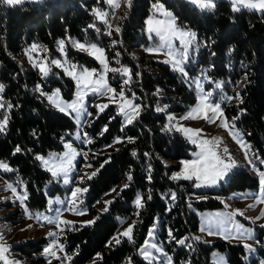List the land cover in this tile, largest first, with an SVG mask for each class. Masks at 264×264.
I'll list each match as a JSON object with an SVG mask.
<instances>
[{"label": "trees", "instance_id": "16d2710c", "mask_svg": "<svg viewBox=\"0 0 264 264\" xmlns=\"http://www.w3.org/2000/svg\"><path fill=\"white\" fill-rule=\"evenodd\" d=\"M155 1L132 0L128 14L118 22L120 31L111 29L113 34L109 37L103 34L105 26L95 21L92 13L95 5H104L103 0H46L17 6L0 4V84L4 86L0 103L5 105L0 109V118L8 117L5 131L0 132V159L12 167L8 177L18 176L25 182L29 209L45 208L50 197L64 191L59 183L52 181L50 172L42 167L37 156L61 149L75 128V122L70 115L51 107L38 95L36 88L40 84L51 89L57 84L65 96L70 97L73 80L56 67L53 71L60 77L43 78L36 68L28 66L21 58L24 48L32 42H40L52 49L60 38L94 40L104 46L109 59L115 52H120V61L130 66L132 77L127 92L135 94L134 102L141 109L139 117L126 124L116 106L109 104L86 127L94 137L90 146L95 150L90 152L94 155L92 162L98 163L99 169L95 176L86 180L88 200L96 201L113 188L116 191L110 200L112 203L107 205L108 211L98 212L96 217L99 218L94 224L81 226L76 223L74 227L78 230L66 229L62 242L66 251L72 254L71 262L153 264L145 260L138 249L155 225L156 237L172 253L174 264H215L211 260L213 248H228L229 261L244 264L241 244L217 238L209 245L202 238L195 239L199 237L198 215L191 209V204L197 209L220 207V196L252 186L257 183L256 178L249 171L236 168L225 183L200 192L208 197L193 201L192 181L172 179L181 160L191 156L193 146L180 131L169 127L167 114L184 110L194 102L195 96L191 87L168 64L130 54L134 46L145 40L143 25ZM160 1L172 11L178 24L193 30L203 43L199 62L212 64V76L226 79L227 88L242 83L243 103L226 105L225 112L238 117L237 126L264 154V12L249 9L234 12L227 0H217L215 7L208 10H199L185 0ZM108 38H115L116 43L111 44ZM66 48L67 55L78 64L97 65L95 59L70 45ZM8 104L12 105L11 109ZM158 107L164 110L157 111ZM105 127L107 131H103ZM117 137L122 142L114 143ZM128 138H132L131 142ZM17 146L20 152L15 151ZM106 160L108 162L104 163ZM129 174L131 181L127 178ZM171 193L176 194L175 200L171 199ZM137 194L143 197V208L138 209L134 203ZM149 195L151 199H148ZM117 216L130 219L132 224L135 222L132 241L123 236L119 237V244L113 240L119 226ZM179 240L184 243H177ZM45 241L44 237L26 240L17 248L28 258H33L32 252L39 251ZM42 261L38 256L30 264Z\"/></svg>", "mask_w": 264, "mask_h": 264}, {"label": "rangeland", "instance_id": "374dc122", "mask_svg": "<svg viewBox=\"0 0 264 264\" xmlns=\"http://www.w3.org/2000/svg\"><path fill=\"white\" fill-rule=\"evenodd\" d=\"M46 0H41V2H31L35 4L42 3ZM189 4H192L190 0H185ZM217 0H214V3ZM230 3V0H227ZM157 1L153 2L151 5V9L149 14L145 18V22L143 25V33H144V41L140 42L138 45L134 46L130 54L135 57H149L153 58L156 61L162 62L168 57L165 55V51H162L159 54H154L145 51L147 48H154L159 43V37H156L154 34L151 38H149V34L147 32V24L146 21L151 17L154 20L155 19H164V17L161 15V13L157 12L153 5ZM104 5H95L93 9H99L102 12H106L107 15V21L108 23L105 24L101 20L97 19L95 16L93 9L92 13L94 15L95 21H99L103 26H105V29L103 31L104 35H107V37L111 36L113 32H111V35H108V24H110L112 27L111 29H116L118 26V22L120 19L125 15V13L128 14V7L124 3V0H119L120 7L119 8H113L111 7L106 0H103ZM159 3L163 5V8L167 10L168 12L172 11L165 7L163 2L159 0ZM193 5V4H192ZM199 10H208V9H201L197 5H195ZM231 6V3H230ZM232 9V6H231ZM250 10V9H249ZM259 13H262L260 11H257ZM172 16L175 17L172 13ZM175 24L177 28H180L182 30H191L185 26H182L177 23L175 19ZM98 29V28H97ZM194 32L193 30H191ZM100 35V34H99ZM108 38L109 42L113 44V41H116L115 38ZM60 40H64L65 46H64V52L60 51V47L58 42ZM84 43V44H96L100 48H104V46L100 45V43L94 41V40H88V39H78L76 37H66V38H60L58 39L53 48L55 51H53L50 47L45 46L41 44L40 42H32L23 50V56L22 60L26 62L28 66H33L34 63H38L44 60V58H47L48 65L51 68V71L47 76H44L40 71L38 67L33 66L36 68L41 76L43 78L47 77H60L57 71H53V67H56L64 72V67H67L70 64H75L77 66V71L79 72L83 68H87L89 70L96 69L97 72H100L102 70V66L99 64V62L91 55H88L87 53L80 51L77 47H74V43ZM39 45L40 47L35 51H30L32 48V45ZM70 45L74 50L82 52L89 57L95 59L97 61V65H87L85 63L78 64L71 56L67 55V48L66 45ZM203 45L201 41L195 38L194 44L189 47L188 49V59L184 62V67L187 75H182L178 71L177 72L180 79L184 81L194 92L195 100L193 103H191L187 108H185L182 111L178 112H168L167 114V124L170 128L176 129L179 126H184L187 128L192 129H202L203 132L200 134L199 139H206V138H212V137H222L223 141L220 145V148L227 147L229 149V152L231 154V157L234 158L238 162V167L236 168H242L244 170H247L251 173L253 177L256 178L257 183L252 186H246L243 189H236L231 190L228 193L222 195L219 197L220 201L222 202V206L217 208H204V209H197L193 204H191V209L194 210L198 215V225H199V233L198 236L203 239V241L206 244H212L217 238H222L232 244H241L244 248V254H242L241 259L244 262V264H253L254 261L256 264H264V227H261V225H264V216H261V213L264 212V203H261V200H264V195L260 193V180L259 176L257 174L256 169H254L251 165L248 164L247 160L244 157V151L245 149H242L235 140L231 138L229 135L228 130L220 127V120L217 119L213 123H208L205 119L199 118V119H181L182 117L186 116L188 112L197 104L198 102V96L200 95V89H202L204 92L211 91L213 93V101L214 102H220L222 104V108L224 111L225 116L228 118L229 121L232 120L234 116H229L225 112V106L229 104L238 103V101L235 99L236 94H240V90L242 87V83H237L231 86V88L226 87L227 80L224 78H214L211 74L212 70V64L210 62L201 63L199 62V50L200 47ZM173 48L176 51L177 57L179 58L182 48L179 43V41H174ZM44 49H47L45 52ZM116 51V50H115ZM106 56L107 52L105 50ZM116 54L112 56L111 59L108 58L109 66L112 68H119V67H126L130 69V66L124 62L120 61V52H115ZM119 53V55H117ZM29 56L32 57V60L30 61ZM51 60H60L64 67H57L55 65H51ZM118 61V63H117ZM163 63V62H162ZM170 69L173 71L172 66L168 64ZM131 70V69H130ZM65 74V72H64ZM67 77L71 78L73 80V91L72 95L70 97L65 96L63 90L59 85L53 86L51 89H47L43 87L42 85H37V93L40 97H44L46 102L53 107L54 109L59 110L58 108L54 107L53 104L48 100V96L55 93L57 90H59V96L57 99L63 101V102H71L76 98V93L78 91L77 88V82L76 80L65 74ZM107 81L108 84L116 89L117 95L115 97L116 102L110 103L108 96H102L99 94H92L90 91H87L86 89H80L82 92H85L84 96V106L86 109V113H91V115L84 114L80 120L79 123L76 119V114L72 113L71 115L68 114V112H64L72 117V119L75 122V128L70 133L69 138L63 142V147L59 150H49L45 154H40L38 156H43L44 158L48 159L51 156H62L68 149L65 147L66 144L71 143L72 148L76 150L78 155H76L75 159L73 160V170L69 173V180L70 182L68 184L63 183V178H52L53 182L59 183L63 188L64 191L61 193H57L56 195L50 197L49 200H53L54 202L57 200H63L65 201L64 204L59 203H53L49 204L47 201V205L45 208H38V209H29L27 206V209L29 212L35 214V213H42L47 216H55L54 209L60 208L61 209V216L64 219H67L69 221H74L76 223L82 224L84 221H92L94 218H96L98 212H100L102 209L105 208V201H110L114 195V192L111 190L107 191L101 198L97 199L96 201H90L88 200V191L81 195L79 197V200L82 201V205L77 203V211H84L86 209V214L84 215H77L74 211L71 210H65L70 208V205L67 204V201L71 199V192L76 187L81 188H87L88 185L86 183L87 177L86 174H91L92 172H95L98 168V163H93L92 159L94 158V155L90 151H94L95 149H91L90 144L93 142L94 137L87 131L86 127L91 124V122L97 117V115L101 112H99L97 105H103V104H114L117 108V112L119 113L118 105L120 103V99L118 96V93L121 89L123 80L127 79V76H121L114 72H108L107 73ZM131 82V81H130ZM197 83L200 85V89L197 88ZM128 83L127 85H123L125 95L131 99L132 95L128 94ZM220 84L221 87L217 88L216 85ZM46 85H49V82H46ZM67 85L65 84V87ZM43 93V94H42ZM109 96L112 94L109 93ZM226 97H232V99L228 100L226 103L224 102V99ZM241 98V95H240ZM135 103V102H134ZM136 104V103H135ZM169 117H172L173 119L170 121ZM0 120H3L0 118ZM236 129L239 130L243 136L242 139L246 144L251 145L252 152L249 154V159H255V156H259L261 159H264V154L256 147L254 146L251 141L246 137L245 133L242 131L241 128H239L235 122ZM183 136L187 139V141L193 146L191 149V156L187 158H183L181 160V165L179 169H177L174 173L181 172L183 168L182 161L184 160H192L195 157L193 156V153L198 151L196 145L192 144L189 139L185 136V134L180 131ZM77 133L80 135V139H77ZM84 133H87V139L90 140V143L85 142ZM189 135H192L189 133ZM87 154V155H85ZM81 157L83 158L82 160ZM0 161L6 163L9 168L12 171V167L6 162L0 159ZM40 161V160H39ZM42 167L43 166L42 161H40ZM256 168L260 171H264V164H260L259 160L255 161ZM87 165H90V167H87ZM232 169L231 172L234 170ZM11 171H4L3 169H0V235L3 236V240L0 241V243H5L6 245L11 246L9 248L8 253L6 255L8 258L12 261H19V264H30L31 260H36L38 256L42 257L43 261L39 264H48V260L52 261V264H61V261H63V264H73L71 261H67L64 259L65 254L72 256L71 253L67 252L64 246V252H57V255L61 257V260H56L55 258L51 256H44L43 255V249L48 246L49 243L52 242L53 238L48 236L49 232H57L60 233V229L56 227L55 224H47L43 223L42 220H37L35 218H29L28 214L25 212L24 208L21 207L20 202L16 199V196L11 192V190L6 189L7 184H12L13 187L17 188V193L20 195H23L25 192L27 193L26 184L25 182L19 178L18 176H15L14 178L8 177V173ZM229 173V175L231 174ZM51 174V173H50ZM228 175V176H229ZM228 176L221 182H219L217 185L207 188H196L195 187V179L192 181V188L194 192L191 194V201L195 199H200L204 197H208V194H202L200 192L204 190H211L216 188L222 183H225L228 179ZM84 178L83 180L81 178ZM114 189V188H113ZM99 201V203H98ZM26 203V201H25ZM27 205V204H26ZM227 205V206H226ZM249 205H252V207H249ZM51 209V210H50ZM240 210L244 213L243 216L237 214L235 217H232V221L229 222L228 219L224 218V223L219 224L218 220L223 218H218L215 214L222 213L225 214V217L227 214L234 212L235 210ZM260 216L261 218L259 220H254V218ZM116 219L119 221V226L115 232L114 237H117L118 234L123 233L125 229L129 227V225H132L131 220L128 218H124L121 216H117ZM31 225V227H29ZM237 225H241L242 228L240 229L241 232H244L245 230L250 229L252 231V239H245L242 237L241 239H236L235 237L239 235L237 232ZM155 226V225H154ZM152 226L150 230H153ZM65 227V226H61ZM204 227L205 231H201V228ZM66 227L64 232L60 233L59 235V242L64 245L62 242V237L65 235ZM149 230V231H150ZM208 230H211L213 233H223V234H213L209 235ZM261 230H263L261 232ZM149 233V232H148ZM229 236V239H225V236ZM247 233L245 232V236ZM45 238L46 241L43 243L42 248L39 251H33L32 257L28 258V256L25 253H22L18 248L17 245H19L21 242L26 240H34L39 238ZM148 240L149 243H155L158 245L159 248L162 249V253L158 252L156 249H149V251L152 253L153 257H156V259L151 260L153 264H168L167 257H171V264H174L172 259V253L168 252L164 244L157 239L156 237V226L154 227V234L152 238H149L148 234L143 242V244L140 245L138 252L140 254V249L144 247L145 241ZM259 241V243H257ZM244 243L251 244L253 246L254 251H249L244 247ZM229 249H218L213 248L211 251V260L215 264H235L229 261L228 255H229ZM141 255V254H140ZM142 256V255H141ZM143 257V256H142ZM144 258V257H143ZM148 261V260H147ZM2 264V262H0ZM35 264V262H33Z\"/></svg>", "mask_w": 264, "mask_h": 264}, {"label": "snow or ice", "instance_id": "6c2138e0", "mask_svg": "<svg viewBox=\"0 0 264 264\" xmlns=\"http://www.w3.org/2000/svg\"><path fill=\"white\" fill-rule=\"evenodd\" d=\"M25 2H41V0H0V4L8 5V6H17L22 5ZM106 2L113 8H119L121 5L119 3V0H106ZM190 2L193 5H197L201 9H212L215 7L214 0H190ZM124 3L127 5V7L130 9L132 7V0H124ZM232 10L235 11H241L242 9H250L254 11H260L264 12V0H230ZM153 8L161 13V15L164 17V19H153L149 18L146 21L147 24V32L149 34V38L152 37L154 34L156 37H159L160 43L154 47V48H147L145 51L159 54L162 51H165V55L168 57L164 61H162L165 64H170L172 66L173 71H178L182 75H187L184 67V62L188 59V49L191 47L196 38V33L192 32L191 30H182L180 28H177L175 24V17L172 16L171 12H168L163 8V5L159 3V0L153 5ZM93 12L97 19L101 20L105 24L108 23L107 21V13L102 12L99 9H93ZM127 15V13H125ZM89 27H95V25H90ZM111 25L108 24V35H111ZM99 31V30H98ZM116 32L120 31V28L117 26L115 29ZM179 41L182 51L179 56L177 57L176 51L173 48L174 41ZM116 41H113V44H115ZM60 51L64 52V46L65 42L64 40H60L58 42ZM40 46L39 45H32V48L30 51L35 52ZM74 47H77L80 51H83L87 53L88 55L93 56L99 64L102 66V70L100 72H97L96 69H87L83 68L79 72L77 71V66L75 64H70L67 67H64V64L60 60H51V65H55L57 67H64L65 74L73 77L77 82V88L78 91L76 93V98L71 102H63L57 97L59 96V90H57L52 95H49L47 98L48 100L53 104L54 107L58 108L61 112H68V114L75 113L77 122L79 123L80 118L84 115H91V113H86V109L84 106V96L85 92H82L80 89H86L87 91H90L92 94H99L102 96H108L110 103H115V97L117 95L116 89L111 87L108 84L107 81V73L108 72H114L121 76H127L128 78L123 80L121 89L118 93L120 103L118 105L119 114H122L125 117V123L131 124L134 120H136L140 115V109L141 106L139 104H135L134 101L136 99L135 94H132V98L129 99L125 95L124 87L123 85H127L131 81L132 73L129 68L126 67H119V68H112L109 66L108 59L105 53V50L103 48H100L96 44H84L75 42ZM46 52L47 49H44ZM119 55V53H117ZM30 61L32 60V57L29 56ZM118 63V61H117ZM35 67L39 68V71L44 75L47 76L49 72L51 71L50 66L48 65L47 58L45 57L43 61L34 63ZM217 88L221 87L220 84L216 85ZM197 88L200 89L199 83H197ZM4 86L0 84V92H3ZM159 91V90H158ZM111 93L112 95L109 96L108 94ZM43 94V93H42ZM213 93L211 91L204 92L202 89H200V95L198 96V102L197 104L188 112V114L181 119H199L203 118L208 123H213L217 119L220 120V127L228 130L229 135L233 140L236 141V143L242 148L245 149L244 151V157L247 160L248 164L251 165L254 169H256L257 174L259 176L260 180V193L264 195V171H260L256 168V160H259L260 164H264V159H261L259 156H255V159H249V154L252 152L251 145L246 144L244 140L242 139L243 134L236 129L235 121L238 119V117H233L231 121L228 120V118L225 116L222 104L220 102H214L213 101ZM232 99V97H226L224 99V102L226 103L228 100ZM235 99L238 101V103L242 104L243 100L240 98V94L237 93ZM109 105L103 104V105H97L99 112H103L104 109H106ZM5 105L3 103H0V109L4 108ZM7 107L11 109L12 105L8 104ZM167 106L165 105L164 108ZM164 108H157V111H163ZM244 110L241 109V112ZM173 118L169 117V120L171 121ZM8 124V117L4 116L3 120H0V132H4ZM171 130V129H168ZM177 131H182L185 136L189 139V141L196 145L199 149L198 151L193 153V156L195 157L192 160H184L182 161L183 168L181 172L174 173L172 176V179L179 180H193L195 179V187L196 188H207L217 185L219 182L223 181L231 172L232 169L235 167H238V162L231 157V154L229 152V149L227 147L220 148V145L222 144L223 138L222 137H212V138H206V139H199L200 134L203 132L202 129H192L187 128L184 126H179L176 128ZM103 131H107V128ZM103 131L101 132V135H103ZM191 133L192 135H189ZM85 142L90 143L91 141L87 139V133H84ZM77 139H80L79 133H77ZM129 142H131L132 138H128ZM122 142L119 137H117L114 141V143H120ZM65 147L68 149L62 156H51L50 158L46 159L43 156H37V159L42 161L43 166L47 171L51 173V176L53 178L59 179L63 178V183L68 184L70 182L69 180V173L73 170V160L75 159L76 155L78 153L75 149L72 148L71 143H68L65 145ZM111 147V145H109ZM16 152H20L21 149L19 146H17ZM87 155V154H85ZM135 155V153H133ZM145 155H148L147 153ZM106 160L104 163H107ZM87 167H90V165H87ZM103 167V164L101 165ZM0 169H3L4 171H11L9 166L0 161ZM99 171L97 169L95 172H92L91 174H86L87 179H91L92 176H95L96 173ZM128 180L131 181L132 176L131 174L128 175ZM84 179L83 177L81 178ZM149 180H151V176L148 177ZM125 188L128 187L127 184L124 185ZM6 189L11 190V192L16 196V199L20 202L21 207L24 208L25 212L28 214L29 218H35L37 220H42L41 226H43V223L47 224H55L58 229H60V233L64 232L65 227L72 230H78L74 226L76 222L69 221L67 219L62 218L61 216V209L56 208L55 216H47L42 213H31L27 209V205L25 203L27 199V193L25 192L23 195H20L17 193V188L13 187L12 184H7ZM88 191L87 188H81L76 187L71 192V199L67 201V204L70 205V208L65 210H71L74 211L77 215H84L86 214V209L84 211H77V203L82 205V201L79 200V197L86 193ZM113 192L116 191V189H112ZM176 194L171 193V199L175 200ZM206 198V197H204ZM148 199H151V195L148 196ZM261 203H264V200L260 201ZM48 203L51 205L53 203H59L64 204L65 201L63 200H49ZM99 203V201H98ZM105 208L102 209V212L108 211L107 205L112 203V201H105ZM137 208H143L144 202L143 197L140 194H137L136 199L134 201ZM227 206V205H226ZM249 207H252V205H249ZM51 210V209H50ZM237 214L243 216L244 213L240 210H235L232 213H229L226 215L222 213L215 214L218 218H221L218 220L219 224L224 223V218L228 219L229 222L232 221V217H235ZM137 215H139V212H137ZM261 216H264V212L261 213ZM99 217L94 218L92 221H84L82 222L81 226L84 225H91L95 223V220ZM261 217L258 216L254 218V220H259ZM65 227H61V226ZM31 227V225H29ZM135 227V222H133L132 225H129L127 229L123 233L118 234L117 237H113V240L116 244L120 243V236L127 237L129 241L133 240V228ZM155 227V226H154ZM154 227L153 230H150L148 233L149 238L153 237L154 234ZM261 227H264V225H261ZM242 228L241 225H237V232L239 235H237L236 239H241L244 237L245 239H252V231L250 229L245 230L244 232H241L240 229ZM201 231H205V228L202 227ZM245 232L247 235L245 236ZM60 233L57 232H49L48 236L52 237L53 240L51 243L48 244L43 249V255L44 256H51L55 258L56 260H61V257L57 255V252H64V245L59 242V235ZM209 235L213 234H223V233H213L211 230H208ZM171 230H169V236H171ZM225 239H229V236H225ZM174 239V237H173ZM195 239L199 240L200 237H195ZM3 240V236L0 235V241ZM112 241H109V244H111ZM179 244H183L184 240L177 241ZM259 243V241H257ZM11 246L6 245L5 243H0V262L2 264H19V261H12L8 258L6 253H8L9 248ZM244 247L248 249L249 251H254L253 246L248 243H244ZM149 249H156L158 252L162 253V249L158 247L155 243H149L148 240L145 241L144 247L140 249V254L144 257L145 260L151 261L153 259H156V257H153L152 253L149 251ZM97 258H100V254L97 253ZM64 259L67 261L72 260V256H69L65 254ZM168 264H171V257H167ZM48 264H52L51 260H48ZM61 264H63V261H61ZM95 264V262H94ZM222 264V262H220Z\"/></svg>", "mask_w": 264, "mask_h": 264}]
</instances>
